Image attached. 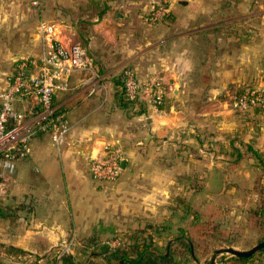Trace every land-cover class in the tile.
Instances as JSON below:
<instances>
[{"label":"crops","instance_id":"crops-1","mask_svg":"<svg viewBox=\"0 0 264 264\" xmlns=\"http://www.w3.org/2000/svg\"><path fill=\"white\" fill-rule=\"evenodd\" d=\"M81 2L56 0L55 17L45 19H57L65 41H82L104 78L106 99L100 90L89 95L88 85L79 83L88 72L74 73L73 88L57 95L72 125L65 144L57 149L49 135H37L29 156L15 165L0 198V244L26 252L25 264H49L47 256L66 245V253L79 260L85 240L108 243L141 229L159 197L153 177L160 175L144 173L153 164L170 172V164L189 160L190 154L175 149L190 148L192 121L217 114L229 94L263 78L264 9L256 5L264 0H176L170 16L156 24L147 20L148 0H110L105 15L91 19L95 24H79L82 38L74 36L66 15L67 4ZM250 2L252 10L241 12L240 4ZM125 66L140 81L164 79L161 106L145 98L130 112L117 104L111 79ZM254 118L244 129L246 142L263 150L264 110ZM105 143L121 146L124 164L115 181L100 183L90 177L87 160ZM139 180L149 183L140 189Z\"/></svg>","mask_w":264,"mask_h":264},{"label":"rangeland","instance_id":"rangeland-1","mask_svg":"<svg viewBox=\"0 0 264 264\" xmlns=\"http://www.w3.org/2000/svg\"><path fill=\"white\" fill-rule=\"evenodd\" d=\"M81 1L80 4H67L66 15L70 26L76 30L74 36L82 38L79 24H84L81 28L88 27L96 23L92 18L101 17L97 14L100 6L88 4L91 0ZM94 1L99 3L101 0ZM44 5L45 8L42 7ZM55 6L56 0H38V5H32L31 0H0V89L11 73L15 59L20 55L38 54L37 26L39 22L46 21L45 15L55 17ZM253 6L255 4L251 2L241 3L240 11H251ZM258 9H264V4H257ZM86 14L90 15V20H87ZM81 15L83 18L77 19ZM53 20L47 22L55 23L61 36L59 23L57 19ZM75 41L82 43L77 38ZM262 77L257 84L243 86L234 95L264 82V64ZM163 84L164 87L167 85L164 79ZM232 96L229 94L221 109L215 110L217 114L200 116L198 121H192L190 127L193 131L188 139L191 140L190 148L175 149L190 154L189 160L170 164V172L162 165L153 164L152 171L144 173L160 177H153V184L159 186V197H155L154 214L139 229L144 231L142 236L153 238L158 250L163 251L167 242L182 230L185 237L192 240L198 258L197 262L191 261L190 264H210L209 259L215 249L231 246L247 250L264 239V215L259 218L255 214L260 207H264V169L247 149L249 143L246 141L250 134L245 132L254 122L255 113L264 110V107L235 110L231 106ZM254 149L264 158V149ZM239 152L242 153L240 156ZM147 182L149 180H139V188L147 186ZM213 224H218L220 234L210 229ZM100 246L102 243H97L91 250L98 253ZM177 248L180 254L181 248ZM257 252L250 264H264V251ZM229 257V254L217 255L216 262L229 264ZM85 259L82 257L78 261ZM92 260L101 263L97 257Z\"/></svg>","mask_w":264,"mask_h":264},{"label":"built area","instance_id":"built-area-1","mask_svg":"<svg viewBox=\"0 0 264 264\" xmlns=\"http://www.w3.org/2000/svg\"><path fill=\"white\" fill-rule=\"evenodd\" d=\"M174 1L148 0V22H164ZM31 4L38 5V0H31ZM36 35L39 40L38 54L20 55L15 59L5 86L0 89V198L8 190L16 163L29 156L30 142L35 136L49 135L57 149L65 144L72 125L68 110L57 100V95L73 88L74 73L88 72L89 76L79 80V83L88 85L89 95L100 90L103 100L106 99L104 78L93 69L82 43L62 39L53 22H39ZM122 88L133 110L145 98L154 106L162 105L164 100L162 77L140 81L130 66L122 68ZM231 106L238 111L264 107V82L233 95ZM122 159L123 149L119 144H102L88 157L90 177L100 183L115 181L122 171ZM108 243L117 245L118 239ZM69 246L63 247L58 257L68 252ZM0 260L7 264H25L26 259L0 249Z\"/></svg>","mask_w":264,"mask_h":264},{"label":"trees","instance_id":"trees-1","mask_svg":"<svg viewBox=\"0 0 264 264\" xmlns=\"http://www.w3.org/2000/svg\"><path fill=\"white\" fill-rule=\"evenodd\" d=\"M108 1L110 0H101L98 3L94 0H91L88 4L94 7L96 5L100 6V10L97 14L98 17H102L108 10ZM111 81L116 87L115 94L117 98V104L123 109H128L130 112H134L132 109V104L126 99L122 88V70L121 73L118 72L117 74L113 75ZM140 102L141 101H139V103ZM247 149L252 152L253 158L264 169V158L261 156L260 152L257 149H254L250 144L247 145ZM240 154L242 153L239 152L238 155L240 156ZM255 214L259 218H262L264 215V207H260V209L257 210ZM210 229L216 231L217 235L220 234V230H218V224L211 225ZM143 232L144 231L142 230H128L121 235H117L114 237L118 239L117 245L111 246L109 243L104 242L102 243V246L99 247L100 251L98 253H96L94 249L91 250L98 242H94L92 238L85 240V242H83L78 248L81 250L83 257L86 258L82 262H79L69 253H63L58 257V248H55L47 256L46 261H48L49 264H190L191 261L197 262L198 258L194 252L193 242L190 238L188 239L185 237V232L182 230H179L180 234L177 235L172 241L169 240L167 242L163 248V251L158 250V246L155 244L153 238L149 237V239H147L146 237H143ZM262 234V238H264V233ZM176 248H181L180 254L177 253ZM0 249L16 256H25L27 254L21 249L2 244H0ZM263 251L264 247L261 248L257 253H261ZM254 255L255 254H252L249 257L230 256L227 262L229 264H250L249 262L254 258ZM95 257L99 258L101 263L94 262L92 259Z\"/></svg>","mask_w":264,"mask_h":264},{"label":"water","instance_id":"water-1","mask_svg":"<svg viewBox=\"0 0 264 264\" xmlns=\"http://www.w3.org/2000/svg\"><path fill=\"white\" fill-rule=\"evenodd\" d=\"M179 2H183V1H179ZM123 164H124V161H121V167H123ZM263 247H264V239L259 241L257 244H255L254 246H252L251 248L247 250H240V249H236L231 246L218 248L213 251V255L209 259V263L217 264L216 256L220 254H229L230 256H236V257H249L255 252L259 251Z\"/></svg>","mask_w":264,"mask_h":264}]
</instances>
